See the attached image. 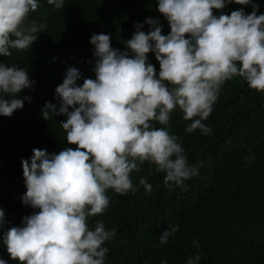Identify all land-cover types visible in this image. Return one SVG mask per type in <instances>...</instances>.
<instances>
[{
  "label": "clouds",
  "instance_id": "obj_1",
  "mask_svg": "<svg viewBox=\"0 0 264 264\" xmlns=\"http://www.w3.org/2000/svg\"><path fill=\"white\" fill-rule=\"evenodd\" d=\"M47 3L65 7V0ZM232 3L250 5L252 11L246 14L241 7L230 15L214 14ZM39 7L40 0H0V56L31 48L44 29L27 22ZM259 8L254 0H158L170 25L167 35L159 18L136 22L125 51L112 47L109 34H92L95 78L78 84L83 73L69 67L55 90L58 103L49 101L42 108L45 120L66 117L60 126L76 148L58 154L33 148L32 156L21 160L27 189L22 203L38 211L0 236L10 259L18 264H105V244L117 230L102 220L93 228L88 221L105 213L109 190L120 195L137 191L131 174L140 173L146 162L164 174L166 185L182 186L198 175L202 165L189 163L180 138L170 131L172 113L179 109L190 121L187 133L199 129L208 135L212 129L204 121L226 81L240 77L264 92V13L258 15ZM149 53L159 62L158 72ZM35 84L27 69L0 62V116L22 109L31 100L22 96L23 90ZM139 186L148 193L153 187L145 177ZM6 224L0 208V230ZM179 231V224L164 230L160 244ZM194 244L199 247L198 240ZM200 260L197 253L186 264ZM0 264L8 261L0 258Z\"/></svg>",
  "mask_w": 264,
  "mask_h": 264
},
{
  "label": "trees",
  "instance_id": "obj_2",
  "mask_svg": "<svg viewBox=\"0 0 264 264\" xmlns=\"http://www.w3.org/2000/svg\"><path fill=\"white\" fill-rule=\"evenodd\" d=\"M254 2L260 4L257 14L264 13V0ZM241 7L246 14L252 11L250 5L236 3L213 11L230 15ZM146 18H159L162 34L171 31L158 0H65L63 9L40 0L27 21L44 25L38 39L27 50L11 49L10 57L0 56V62L27 69L36 81L33 89L23 90L22 96L31 100H25L22 109L10 117L0 116V208L7 221L0 236L38 211L22 203L27 189L21 160L29 159L33 148L57 154L66 147L76 148L68 144L60 126L65 116L42 117L46 102L58 103L55 90L66 70L76 67L83 73L78 84L84 78L94 79L92 34H109L112 47L125 51L124 42L136 31L134 24ZM142 30L147 32L149 26ZM148 56L158 72L159 62L153 53ZM188 123L177 109L170 131L180 138L189 163L202 165L198 175L182 186L166 185L164 174L146 162L140 173L131 174L137 191L120 195L109 190L105 213L89 218L90 227L102 220L117 230L105 244V264H161L165 258L168 264H186L187 257L197 253L199 264H264V92L234 77L224 83L204 121L212 132L203 135L198 129L189 134ZM141 177L152 184L150 193L139 186ZM175 224L180 231L160 244L162 232ZM197 240L199 247L194 244ZM0 258L18 264L2 240Z\"/></svg>",
  "mask_w": 264,
  "mask_h": 264
}]
</instances>
